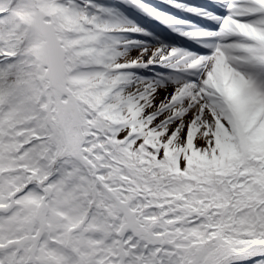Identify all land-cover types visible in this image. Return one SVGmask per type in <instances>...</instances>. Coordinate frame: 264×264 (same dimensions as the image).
<instances>
[{"label":"snow or ice","instance_id":"1","mask_svg":"<svg viewBox=\"0 0 264 264\" xmlns=\"http://www.w3.org/2000/svg\"><path fill=\"white\" fill-rule=\"evenodd\" d=\"M0 264H264V0H0Z\"/></svg>","mask_w":264,"mask_h":264},{"label":"rangeland","instance_id":"2","mask_svg":"<svg viewBox=\"0 0 264 264\" xmlns=\"http://www.w3.org/2000/svg\"><path fill=\"white\" fill-rule=\"evenodd\" d=\"M98 2H112V3H115L116 0H98ZM119 6V5H117ZM146 19V18H145ZM166 31V30H165Z\"/></svg>","mask_w":264,"mask_h":264}]
</instances>
